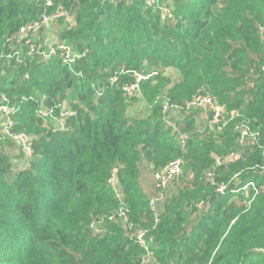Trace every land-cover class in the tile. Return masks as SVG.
<instances>
[{"label":"trees","instance_id":"trees-1","mask_svg":"<svg viewBox=\"0 0 264 264\" xmlns=\"http://www.w3.org/2000/svg\"><path fill=\"white\" fill-rule=\"evenodd\" d=\"M148 2L57 0L76 19L58 33V43L82 53L70 66L16 42L42 2L0 0V99L16 109L12 132L34 137L29 167L20 169L9 151L18 146L4 145L0 127V264L6 248L15 251L10 264H143L147 251L124 228L131 221L157 264H264V0ZM17 51L21 59L10 55ZM169 68L178 79L165 78ZM137 72L149 76L140 87L156 103L142 118L131 115L135 98L122 87ZM200 91L224 113L254 120L258 142L244 147L240 132L220 133L219 122L198 128L194 109L172 122L178 131L166 123L158 97L184 105ZM65 102L72 114L55 128L45 114L60 116ZM215 150L239 155L216 165ZM176 159L184 173L157 204L156 223L155 173ZM114 170L121 199L109 184ZM122 203L128 222L117 216Z\"/></svg>","mask_w":264,"mask_h":264},{"label":"built area","instance_id":"built-area-1","mask_svg":"<svg viewBox=\"0 0 264 264\" xmlns=\"http://www.w3.org/2000/svg\"><path fill=\"white\" fill-rule=\"evenodd\" d=\"M38 1L42 2L40 9H39L40 16L37 19L26 23L20 28L19 33H18V40L21 43L26 44L30 54L40 56L43 59H50L53 57L60 56L62 57V59H64L63 61L65 63L72 66L73 64L77 62L79 58H81V55H75V54L71 55L70 49L66 44L58 43L57 45L52 46L49 51H45L42 48L40 49L37 46V43L35 42L36 41L35 38L37 37L38 32L42 28L47 27L54 22H58L62 19L69 17L70 16L69 11L62 7H56L57 0H38ZM148 4L149 6H153L154 4H156V0H149ZM19 52L20 51H17L16 54H14L18 58H19L18 56ZM261 70L262 72H264V65L261 67ZM123 90L129 97H133L134 95H137L140 93V90H141L140 83L137 82L134 84L126 85L124 86ZM0 101H3V103L10 104L6 96H2ZM3 106L4 105L0 107V110ZM199 106L209 107L211 110H213L215 119L217 121L219 119H222V117L224 116L223 107L216 104L212 96L209 94H205L204 92L197 94L191 101L187 102L184 105L174 103L168 99L163 104V113L164 115H167L171 111L175 113H183V112L190 111L194 109L195 107H199ZM15 112H16V109L13 107V109L10 110V112L8 111V113H6L7 115L8 114L10 115V118H9V122L5 124V126L2 127V130H1L2 135H4L6 138H9L10 140H13L17 144L19 149L23 151V153L26 155L27 159L30 160L33 157L34 150L32 148V142L30 141L28 134L26 132L13 133L11 130V128L15 124V121L12 117V115ZM71 114L72 112L66 109L60 112L59 120L62 126L61 128H65L64 119ZM45 116L48 119L53 120L52 118H54L56 114L52 110V111L47 112ZM166 123H168L169 125H173L174 129L178 131L176 125L172 124V121H169L168 119H166ZM181 139L183 143H185V141L187 140V136L182 135ZM250 139H253L254 141L258 142L259 133L257 135L256 134L253 135L252 128L249 125L248 126L246 125L245 128L240 132L239 142L241 145L244 146L245 143ZM236 158H237V153H230L226 157L216 158L215 164L223 165L224 163L233 161ZM183 167H184L183 160L176 159L168 163L162 170L155 173V179L158 184L159 194L151 201V208H152V211H154L155 213L154 217H155L156 223H158L159 221V216L156 210L157 204L160 203L164 199L169 185L173 182V180L176 177H178L182 173ZM116 174H117V170H114L113 176L109 180V184L116 190L118 198L121 199V193L119 192V189L117 186ZM249 185L254 186V183H250ZM225 189L226 187L220 189V191L223 193L225 192ZM129 213H130V210L128 206L125 203H122V205L120 206L117 212V216L120 219L124 220L125 222H128ZM115 219H116L115 216L109 217L110 221H114ZM96 226H97V223L93 222L92 227L95 228ZM145 235H146V232H141L137 236L136 240L139 243H141L144 246L145 250L147 251L146 257L143 259V264H150L152 262V258H151L152 251L149 250L150 246L147 244L145 240Z\"/></svg>","mask_w":264,"mask_h":264},{"label":"rangeland","instance_id":"rangeland-1","mask_svg":"<svg viewBox=\"0 0 264 264\" xmlns=\"http://www.w3.org/2000/svg\"><path fill=\"white\" fill-rule=\"evenodd\" d=\"M166 14H168V12H166ZM75 24H76L75 17L70 15L69 17L62 19V21L60 20L58 22H54L51 25L45 27L44 31H42L41 34L39 33L37 35V37L35 38V40H36L35 42L37 43V46L40 49L42 48L45 51H49L52 46L57 45L58 39L60 38V35L58 34V33H60V30L64 31V30L72 29V27L75 26ZM70 38H71V36L67 37V39H70ZM16 42H17V44L21 43L18 39L16 40ZM60 44H66L70 49L71 55L75 54V55H81L82 56L81 51L74 49V47L70 43H68L67 41H66V43L60 42ZM14 54H16V52L10 53V55H14ZM18 54H19L18 55L19 58L21 59L22 58L21 57L22 52L20 51ZM60 59L62 61L64 60V59H62V57H60ZM64 64H67V63L64 62ZM142 67L146 68L148 70L150 69V67L147 65H144ZM129 73H131V72L129 71ZM134 75L139 77L138 81H135V82L132 81V83H130V84H134L137 82L140 83V81H142L143 79L149 78V76H143L139 72L135 73ZM168 77H171L174 80L178 79L177 70L175 68H169L165 74V78H168ZM112 82L113 83L117 82V78L116 77L113 78ZM126 85H129L128 82H125L123 84V86H122L123 89H124V86H126ZM142 92L143 91L140 90L139 94L133 96V98H135V100L130 101L131 105L129 107V110H130V113L132 116L141 117V118L143 116H145L147 113L148 114L152 113L154 107L156 106L155 102H147L145 100V98L143 97ZM202 92L203 91H200L199 93H202ZM168 99H171V101H175L174 99H172V97L169 94L161 95L160 97H158V100L161 101V103H164ZM2 105H4V106L0 110V127H1V130H2V127L5 126V124H7L9 122L10 115L9 114L7 115L6 113H8V111L10 112V110H12L13 106H14L12 104V102L10 104L2 103ZM64 109L69 110V109H67L66 102L62 105L61 111H64ZM223 109H224L223 111H225V108H223ZM191 112L195 115V117H197V126L200 129H205V128L213 126L219 122L218 124L221 125L220 126V133L224 132L226 129H228L230 127H231V129L234 130L235 133H239L245 128L246 125L247 126L249 125L250 127H252L253 135L254 134L257 135L259 133L258 130H255L253 128V124L255 123L254 120L248 118L247 116H245L246 115L245 113L240 112V111L223 113L224 117L222 118V120L219 119L218 121L215 119V115H214L213 110L208 109V107H204V106L195 107L194 110ZM168 114H167L168 115L167 118L170 117L172 119V122L174 123L178 119L182 118L186 113L182 114V113H175V112L171 111ZM59 118H60L59 115L52 118L53 119L52 122H53L55 128H61L62 127ZM27 134L30 138V141L32 142L34 137L29 133H27ZM1 140L4 143V145H7L11 142V140L9 138H6L4 135H2ZM253 141L254 140H251V139L248 140V142H246L247 144L245 143V146L253 144L255 142V141L254 142ZM260 147H262V146H260ZM9 151L12 153V155L14 157L15 165L19 166L20 169H26L27 167H29V159H27L26 155L23 153V151H21L19 149V147L13 146L12 148H9ZM231 153H237V155H239L238 152H236L235 150H233ZM226 156H227V154L219 155L218 151L215 150L214 155H213V160L215 161L216 158H218V157H226ZM185 167H188V164L186 162H185ZM251 167H252L251 168L252 171H256L255 168L260 167V164L256 163L255 165H253ZM183 173H184V170H183ZM182 174H181V176H182ZM237 179H239V174L234 176L228 182H222L220 189L227 187L232 181H236ZM174 186H175V183L172 184V187H174ZM97 224H98L97 225V231H102L103 227H104V223L98 222ZM136 226L137 225H135L132 221L129 224L127 223L124 225V228L131 233V237L135 238V239L140 234V231L136 230ZM29 243H31V242H29ZM5 245H6V247H9L10 244L7 243ZM7 249H9V248H6V251L3 254L4 255L3 261H2L3 264H10L9 263L10 260L8 259V257L10 256V254L12 255L15 252L14 249H10L8 251H7ZM151 258H152V262L150 264H157L155 252H152Z\"/></svg>","mask_w":264,"mask_h":264}]
</instances>
